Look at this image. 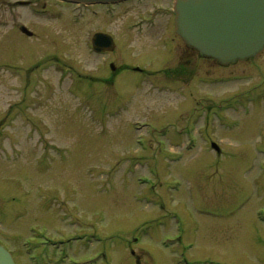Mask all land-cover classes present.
Wrapping results in <instances>:
<instances>
[{"label":"rangeland","instance_id":"1","mask_svg":"<svg viewBox=\"0 0 264 264\" xmlns=\"http://www.w3.org/2000/svg\"><path fill=\"white\" fill-rule=\"evenodd\" d=\"M17 1L0 0V244L16 264L98 255L95 264H263L264 52L229 65L198 58L167 19L152 32L131 28L150 4L82 19L54 2L32 0L57 14L43 17ZM99 31L117 39L109 59L87 48ZM45 58L55 62L35 71ZM135 65L177 91L135 89L133 74H118ZM69 67L89 81L78 85ZM203 106H228L226 122L216 118L211 138L187 151L176 132ZM135 121L151 126L137 132Z\"/></svg>","mask_w":264,"mask_h":264},{"label":"water","instance_id":"2","mask_svg":"<svg viewBox=\"0 0 264 264\" xmlns=\"http://www.w3.org/2000/svg\"><path fill=\"white\" fill-rule=\"evenodd\" d=\"M82 5L124 0H61ZM176 28L186 46L222 65L247 60L264 50V0H176ZM106 36L98 35V44ZM0 264H14L0 246Z\"/></svg>","mask_w":264,"mask_h":264},{"label":"flooded vegetation","instance_id":"3","mask_svg":"<svg viewBox=\"0 0 264 264\" xmlns=\"http://www.w3.org/2000/svg\"><path fill=\"white\" fill-rule=\"evenodd\" d=\"M19 1H21V0H19ZM19 1H17V3H16L18 6H20L18 3ZM35 1H38V0H35ZM41 1H43V0H41ZM45 1H49V0H45ZM29 2H30L29 3L30 8H32L35 11V13L49 12L53 16L57 15L56 13L51 11L50 9L48 10L46 4H44L42 6V8L39 9L37 6L33 7V5L36 4V2H33L32 0H29ZM130 3H136L139 6H140V4L143 6L150 4L149 10H146L147 16L142 17L136 23H134L133 27L131 26L132 29H134V28L138 29L139 33H142L144 31H145V33L152 32L153 30H156V28L158 27L160 20L167 19V24H168L167 28L171 29L170 37L175 38V39L179 40L180 42H182L183 44H185L183 42L182 38L176 32V15L174 12V0H171L169 5L158 4V2L155 0H153V1H150V0H131V1L116 5V6H97V7H78V6H74V5H67V6L64 5V6H66L67 8H70L76 14L79 13L80 17L82 19L86 16V12H88L90 9H94V8H100V9L104 10V14L108 15L110 18L111 17L114 18L119 13V9H121V7L126 6ZM56 4H58V3H56ZM131 25H132V23H131ZM25 32H27V31H25ZM98 33L109 35L112 38V42L108 43V42L101 40L100 43L97 45V49H100V50H99V52H96L94 50L93 43H91L93 41V37H94L93 36L91 39V42L88 43L87 48L95 56L109 59L108 57L109 56L111 57V54H113L114 53L113 51H115L114 47H116V48L118 47L117 46V39H115V37L112 34H110L113 32L102 33V31H99L95 34H98ZM27 37H29V36H27ZM171 41L174 42L173 43V47H174L175 46V40L171 39ZM185 46H186V44H185ZM186 48L190 51L195 52L196 56L198 58L200 57L201 59L209 60L210 62H213L214 64L222 65L215 60H211V59H207V58L202 57L200 55V53H198L197 51H195L193 49L188 48L187 46H186ZM55 59L58 60V58H55ZM107 59H105V60H107ZM51 60L52 59H50V58H45L39 62H36L34 65V70L36 71L39 69L38 71H41V70L46 71L47 68L51 66L50 65ZM112 65H115V64H113L112 62H106V64H105L106 67H108V66L110 67ZM110 68H113V69H111L112 72L117 71L116 69L114 70V67H110ZM149 69H151V67L135 65V66L123 67L122 69H119L118 74H124V73L133 74L132 79H130L133 82H131V81L130 82L132 85H134L133 87L135 89H137V88L138 89L139 88H141V89L146 88L147 89L148 88L149 89L148 91H151V92H164L167 90L177 91L176 86H172L169 81L162 82L160 78H157L158 73L152 72ZM63 70L68 75H71L70 72H73V75H75V77L77 75V77H79L78 85L81 86L83 83H86L87 79L86 80L83 79L84 76L79 72V70L76 71L75 69H70V68H65V69L63 68ZM230 78L233 81H239V80H243L244 77L242 75L236 74V75L230 76ZM223 79H225V78H221V79H219V81H221ZM75 80L76 79L74 78V81ZM144 84H147V85H144ZM144 86H147V87H144ZM201 109L202 110H200V109L197 110V112H195L193 115H191L188 118V121H187L186 125L184 126V128L177 130V132H176L177 136L176 137L181 138L182 136H188V137H190V139L192 137L193 138L194 137L195 138L196 137L197 138H199V137L208 138V135H209V138H211L210 136H211V134H214V132L209 131V126L214 125L215 119L217 118L218 122H220L221 125L225 124L226 121H223L224 117H220V116L216 117L214 115V109L213 108H211L209 106L208 107L203 106ZM140 123L148 124L149 126H151L150 122H147V121H135L134 124H136L135 129L137 132L141 131V128L138 126ZM200 126H202V127L199 128ZM155 131L156 130H153V132H155ZM159 133L165 134L166 136H168V131L166 129H161ZM137 186L148 188L146 185H137ZM144 196H145V194L141 195L140 199H143ZM13 256H14L15 260L17 261L15 255H13Z\"/></svg>","mask_w":264,"mask_h":264},{"label":"bare ground","instance_id":"4","mask_svg":"<svg viewBox=\"0 0 264 264\" xmlns=\"http://www.w3.org/2000/svg\"><path fill=\"white\" fill-rule=\"evenodd\" d=\"M81 22V21H80Z\"/></svg>","mask_w":264,"mask_h":264}]
</instances>
